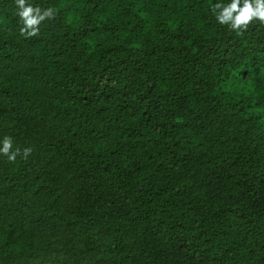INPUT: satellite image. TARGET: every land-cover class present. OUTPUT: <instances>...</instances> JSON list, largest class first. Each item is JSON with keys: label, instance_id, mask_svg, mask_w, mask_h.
<instances>
[{"label": "trees", "instance_id": "trees-1", "mask_svg": "<svg viewBox=\"0 0 264 264\" xmlns=\"http://www.w3.org/2000/svg\"><path fill=\"white\" fill-rule=\"evenodd\" d=\"M229 2L28 0L26 39L0 0V264H264V25Z\"/></svg>", "mask_w": 264, "mask_h": 264}, {"label": "clouds", "instance_id": "clouds-1", "mask_svg": "<svg viewBox=\"0 0 264 264\" xmlns=\"http://www.w3.org/2000/svg\"><path fill=\"white\" fill-rule=\"evenodd\" d=\"M20 28V35L27 38L36 37L41 31V25L45 21L54 20L57 13L52 7L43 9L33 6L28 0H15ZM216 21L220 25L228 26L237 35L247 31L254 22L264 25V0H230L229 3H215L210 6ZM30 148L23 149V156L27 158L31 154ZM0 154L8 158L9 162H15L21 154L20 148L13 149V139L5 136L0 147Z\"/></svg>", "mask_w": 264, "mask_h": 264}]
</instances>
